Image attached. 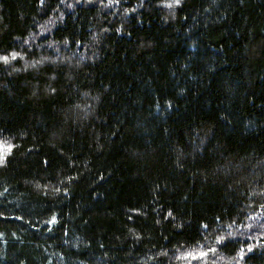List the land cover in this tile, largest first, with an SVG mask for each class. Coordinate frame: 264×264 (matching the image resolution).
Here are the masks:
<instances>
[{
  "label": "trees",
  "instance_id": "trees-1",
  "mask_svg": "<svg viewBox=\"0 0 264 264\" xmlns=\"http://www.w3.org/2000/svg\"><path fill=\"white\" fill-rule=\"evenodd\" d=\"M264 0H0V264H264Z\"/></svg>",
  "mask_w": 264,
  "mask_h": 264
},
{
  "label": "rangeland",
  "instance_id": "rangeland-1",
  "mask_svg": "<svg viewBox=\"0 0 264 264\" xmlns=\"http://www.w3.org/2000/svg\"><path fill=\"white\" fill-rule=\"evenodd\" d=\"M263 226H264V218H263V220L261 219V220H256L255 218L254 219H251L250 221H249V223H248V228H251V229H253V230H258V231H260V230H262V228H263Z\"/></svg>",
  "mask_w": 264,
  "mask_h": 264
},
{
  "label": "snow or ice",
  "instance_id": "snow-or-ice-1",
  "mask_svg": "<svg viewBox=\"0 0 264 264\" xmlns=\"http://www.w3.org/2000/svg\"><path fill=\"white\" fill-rule=\"evenodd\" d=\"M177 3H179V0H177Z\"/></svg>",
  "mask_w": 264,
  "mask_h": 264
}]
</instances>
